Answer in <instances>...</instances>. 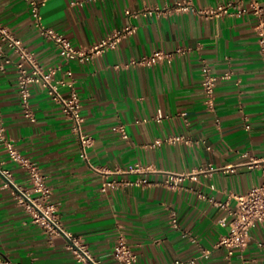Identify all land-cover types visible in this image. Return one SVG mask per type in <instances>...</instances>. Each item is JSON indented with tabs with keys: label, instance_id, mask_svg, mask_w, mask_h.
Masks as SVG:
<instances>
[{
	"label": "crops",
	"instance_id": "0c3cea01",
	"mask_svg": "<svg viewBox=\"0 0 264 264\" xmlns=\"http://www.w3.org/2000/svg\"><path fill=\"white\" fill-rule=\"evenodd\" d=\"M41 1L42 23L78 50L124 27L134 32L90 61L65 60L39 34L25 0H0V26L43 70H54V80L66 83L62 95L72 86L82 133L92 138L84 157L72 123L40 85L30 87L35 121L23 116L17 59L1 43L0 129L39 168L61 232L35 223L0 175V264H85L76 261L69 237L96 261L118 264L113 247L120 235L136 264H264L262 224L250 229L247 247L230 258L217 246L229 230L234 196L260 183L264 160V76L251 1L241 0L239 16L236 9L212 14L239 0H184L196 12L176 11L181 0ZM257 2L264 11V0ZM157 50L171 57L149 67L128 65ZM205 66L215 76L230 73L216 85L214 111L203 104ZM173 137L185 141L169 142ZM136 164L150 171L116 173ZM0 165L15 185L29 186L26 170L9 160L1 141ZM170 175L180 177L174 187L166 184ZM111 180L118 185L103 191ZM138 180L145 184L136 185Z\"/></svg>",
	"mask_w": 264,
	"mask_h": 264
},
{
	"label": "built area",
	"instance_id": "2783aa9c",
	"mask_svg": "<svg viewBox=\"0 0 264 264\" xmlns=\"http://www.w3.org/2000/svg\"><path fill=\"white\" fill-rule=\"evenodd\" d=\"M30 9V14L34 19L35 27L39 34L49 41H51L60 51L65 60H78L80 62H87L92 60L96 55H99L107 50H112L118 47L120 42L131 35L134 29L131 26L124 27L119 31H114L107 37L95 43L88 50H78L70 44V41L64 36L57 33L54 29L45 26L40 18L41 0H25ZM252 14L256 19L255 33L258 45V53L262 62V71L264 76V11L257 0H250ZM239 0L237 4L229 3L225 6H220L213 15H228L232 9H236V15L239 16L244 12ZM175 10L179 12H196L195 8L188 1H177ZM206 14V13H205ZM5 43L8 49L16 57V87L17 94L22 108L23 116L35 121L31 110L30 87L32 85H40L47 92L53 103L60 106L63 115L72 123L73 130L78 134V139L81 146V151L85 157V149L92 144V138L82 133V125L84 118L81 115L80 101L72 88L70 93L66 96L59 91L60 87L66 86L63 81L54 80L55 71L49 69L47 71L38 64L34 55L28 51L23 45L22 41L10 33L7 29L0 26V44ZM171 57V54L157 50L151 55L144 56L135 61L132 60L128 65L149 67L164 61ZM230 73L222 76H215L211 73L208 67L202 69L201 87L203 91V104L208 111H214L215 106V88L219 81L228 79ZM184 116V114H182ZM118 132L124 140L128 139L125 127L120 125ZM0 141L5 147L9 160L17 166L22 167L27 172L28 187H19L12 181V173L8 169H4L0 165V175L4 178V187H13V196L17 204L25 207L33 217L35 223L42 225L48 231L53 233L61 232L58 224L57 205L51 199V190L45 184L44 177L39 168L24 158L14 147L11 140L5 138L3 129H0ZM169 142L175 143L185 141L182 137H173L168 139ZM150 171V167H143L139 164L129 166L124 170H117L116 173H138L144 174ZM261 181L258 185L250 189L246 194L234 196L236 204L229 214L231 220L228 223L229 230L226 235L222 236L217 246L226 248V258L233 256L235 251H243L249 242L250 229L256 224L264 225V160L260 165ZM179 176L170 175L166 184L170 187L176 185ZM136 185L145 184L143 180H138ZM118 185L114 180L106 181L102 190ZM173 225H176L175 215H172L171 220ZM223 225L225 220L220 221ZM70 249L74 253L76 261L85 264H103L96 261L86 249V246L79 243L77 239L69 237ZM113 259L118 264H136L137 255L132 251L127 244L125 238L120 235L115 241L113 247ZM174 264H184L176 261Z\"/></svg>",
	"mask_w": 264,
	"mask_h": 264
}]
</instances>
